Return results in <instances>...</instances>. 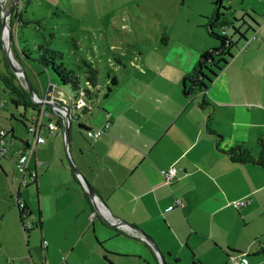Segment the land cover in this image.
Segmentation results:
<instances>
[{
  "label": "crops",
  "instance_id": "1",
  "mask_svg": "<svg viewBox=\"0 0 264 264\" xmlns=\"http://www.w3.org/2000/svg\"><path fill=\"white\" fill-rule=\"evenodd\" d=\"M260 9L264 18V4ZM213 14L201 16L206 22L197 27L206 29ZM253 33L255 39L243 36L242 45L231 41L223 62L204 71L203 88L187 94L198 57L219 46L209 35L187 54L131 58L110 79L94 116L81 109L92 121H72L81 134L70 131L71 123L66 145L62 127L51 135L43 131L45 142L35 146L28 163L37 178L27 187L19 186L15 154L6 142L0 155V264H46L52 253L69 264L77 251L109 262L104 253L158 264L141 234L106 226L102 217L142 230L167 264H228L229 255L239 254L240 264H264V222L257 225L264 221V177L260 166L233 162L227 154L241 145L255 158L264 139V26ZM51 119L59 120L55 114ZM104 122L108 128L94 141L78 127ZM208 124L219 137L208 132ZM71 164L96 194L98 212ZM171 167L177 174L166 183L161 171ZM13 191L33 224L25 235ZM242 199L249 204L234 212L230 203Z\"/></svg>",
  "mask_w": 264,
  "mask_h": 264
},
{
  "label": "rangeland",
  "instance_id": "2",
  "mask_svg": "<svg viewBox=\"0 0 264 264\" xmlns=\"http://www.w3.org/2000/svg\"><path fill=\"white\" fill-rule=\"evenodd\" d=\"M215 0H20L17 9L24 20L32 23L12 30L13 42L20 48L28 44L32 50L35 45L46 42L48 48L62 54L63 67L70 70L78 79V84L83 85L85 78V64L97 70L98 87L88 98H84L91 107L94 116L101 106L102 94L106 92V86L112 87L110 79L117 75L116 71L122 70V66L138 54L144 56L156 53L176 56V54L189 53L193 46H197L208 36L206 29L197 27L202 25L204 18L214 11ZM11 0L3 1L5 7ZM221 2V0H220ZM220 14L227 13L222 8L230 6L233 17L236 20L242 18L258 33L259 27L264 26V18L260 12V5L264 3L258 0H222ZM240 17H242L240 19ZM251 17V18H250ZM226 24L223 33L232 38L233 43L242 45L240 36L252 35L249 27H242L239 33H234L230 21L232 15H225ZM9 21V20H8ZM236 27L238 24L235 23ZM10 28V27H9ZM213 32L222 35L220 28H213ZM244 34V35H243ZM210 41L219 45L213 37ZM237 46H233L234 52ZM37 54H31L36 57ZM199 58V57H198ZM15 60V59H14ZM16 61V60H15ZM26 77L31 82L34 92L43 96L49 84L54 87L55 97L65 98L69 105V96L73 92L69 84H63L60 78L50 68L43 67L38 61L29 58L20 59ZM8 64L2 45L0 46V77L7 75ZM71 76V75H70ZM21 83V78L18 79ZM39 87L43 91L39 93ZM8 92V91H7ZM13 95L2 89L0 81V128L7 131L14 126L15 135L21 139L28 138L20 121L21 114L29 119L35 111L20 104L13 105ZM16 98V97H15ZM79 119L87 123L92 121L89 111L81 109L73 110ZM11 115L14 118H11ZM71 132L77 129L72 123ZM264 177V168H257ZM264 199V190L259 194ZM245 200V199H242ZM240 201V200H237ZM236 202V201H233ZM232 203V202H231ZM230 208L237 212L239 209ZM264 220V217H263ZM264 221L257 220V225ZM264 225V224H262ZM92 229L89 230L91 235ZM107 252V251H106ZM110 259L92 252H82L72 255L69 264H135V258L130 256L117 257L104 253ZM123 255V254H120ZM64 255L52 253L47 256L46 264H60Z\"/></svg>",
  "mask_w": 264,
  "mask_h": 264
},
{
  "label": "trees",
  "instance_id": "3",
  "mask_svg": "<svg viewBox=\"0 0 264 264\" xmlns=\"http://www.w3.org/2000/svg\"><path fill=\"white\" fill-rule=\"evenodd\" d=\"M19 0L13 7V11L11 12L9 16V27L11 31V36H12V30L15 29L17 31L19 28L26 26L30 23H32L30 20H24L22 18L21 12L17 9ZM220 0H215L213 5H214V14L213 16L209 19V22L206 26L208 35L210 37H213L215 40L219 42L218 48L212 49L210 51L202 53L200 56L199 61L197 62L196 66L193 69V72L190 76L189 82H190V88L189 90L185 91L183 90L184 94L189 93L190 89L194 90V88H201L203 86L205 77L203 79H199L198 76L201 73V71H206L209 70V68L212 70L211 67H218V64L220 62H223V58L221 56H224L227 49L229 47H225V38L222 35L215 34L213 32V28L218 27L221 28L227 24V22L224 20V18H220V16L225 17V13L220 14ZM225 11H227V8H222ZM1 19V17H0ZM211 29V30H209ZM253 31V29H252ZM0 32H1V27H0ZM243 38V37H242ZM0 46H1V40H0ZM220 48H222V52L213 54V52H217ZM225 50V51H224ZM223 51L225 53H223ZM11 52L13 58L16 60V62L19 63L21 66V61L20 59H25L29 58L34 61H38L40 64L43 65L45 68H50L57 76L60 78L63 84H69L70 88L73 92L72 96H69V106H68V111L70 118L69 120L72 122L75 119H79V117L73 113V110L75 109V100L80 96V92L82 93L83 98H88L89 96L92 95V92L97 89L98 87V75H97V70L94 69L93 67L90 66V64H85V78L83 81V85L78 84V79L74 75V73L70 70H67L65 67H63V64L61 62L56 63V60H61L62 59V54L58 51H54L48 48V44L46 42H41L35 45V49L32 50V48L29 47L28 44H25L24 47L20 48L19 46L13 42L12 38V43H11ZM36 53L37 56L32 58L31 54ZM213 61L209 63V60L212 59ZM207 67V69H206ZM71 75V76H70ZM28 79V78H27ZM0 81L2 83V89L9 94L13 95L11 98V103L17 107V105L22 104L25 108L27 106H30L35 112L38 111L39 107L37 104L33 103L28 95V92L23 88L22 83L16 78L14 73L8 68L7 75L1 76ZM29 81V80H28ZM31 88L34 91V88L29 81ZM54 89V87L50 84L49 87H47V90ZM93 90V91H92ZM8 91V92H7ZM16 97V98H15ZM85 100V99H84ZM88 108L90 111V106L88 107V103L85 101V105L82 109ZM48 108H46L47 110ZM49 110V109H48ZM23 119L20 121L21 125L23 126L25 132L27 129V125L29 124L30 120L26 119L23 114H21ZM11 118L13 119L14 116L11 115ZM209 123V119H208ZM57 127L62 126V122L58 120L56 122ZM78 127L84 131H87L88 128L85 126L78 124ZM207 130L211 134H215L217 137H219L209 126H207ZM9 134L12 137H15L14 131L11 130L9 131ZM259 148L260 152L257 157H253L250 154V151L245 148L244 146L238 145L234 148H231L227 151L228 156L233 162L236 163H252L256 164L258 166H261L264 168V139H259Z\"/></svg>",
  "mask_w": 264,
  "mask_h": 264
},
{
  "label": "built area",
  "instance_id": "4",
  "mask_svg": "<svg viewBox=\"0 0 264 264\" xmlns=\"http://www.w3.org/2000/svg\"><path fill=\"white\" fill-rule=\"evenodd\" d=\"M260 1V0H258ZM223 34V33H222ZM224 35V34H223ZM243 36H240L242 38ZM244 39V38H242ZM251 39H255V33L251 35ZM231 46V42L229 46ZM225 51V50H224ZM223 51V53H225ZM50 84L48 85V87ZM51 90L46 89V94L42 97L36 98L37 105L39 107L36 114L31 118L29 124L27 125L26 134L28 135L29 141H18L15 137H12L9 134V131L0 130V155L5 151V143L8 142L9 145L13 148V152L15 154V169L19 174V186L27 187L35 182L37 178V174L34 171L28 170V163L31 156L34 154L35 146L37 144H43L45 142V137L42 135L45 130L47 135H51L54 130L57 128L56 123L51 119L52 115L55 114L58 116L59 120L63 123L65 111L58 107H51L46 110L44 102L54 103L60 107L68 108L67 100L61 97H55L51 94ZM70 104V102H69ZM85 105V100L80 92V96L75 100V109H82ZM68 110V109H67ZM69 112V111H68ZM62 127V126H61ZM108 128V123L104 122L101 127H96L93 129H88L87 131H83V135L86 139H90L92 141L98 139V137ZM18 144V146H16ZM38 166L44 165V161H37ZM177 170L174 167H171L169 170L161 171V175L164 178L166 183H169L176 176ZM13 189V187H12ZM14 193V201L17 205V208L20 210V219H22L21 227L23 234L29 231L32 228V222L28 219L26 215L27 207L25 202L20 199L16 192ZM249 204V200H240L236 202H232L231 205L235 209H239L244 205ZM178 205H181L178 201ZM172 206L169 207L171 209ZM114 223V222H112ZM47 242L46 240L41 241V249H46ZM239 255H229L228 256V264H240L239 263ZM60 263H65V258L62 257ZM2 264H14L12 261H5ZM32 264V263H30Z\"/></svg>",
  "mask_w": 264,
  "mask_h": 264
},
{
  "label": "water",
  "instance_id": "5",
  "mask_svg": "<svg viewBox=\"0 0 264 264\" xmlns=\"http://www.w3.org/2000/svg\"><path fill=\"white\" fill-rule=\"evenodd\" d=\"M17 1L18 0H11V2L8 4V6L5 7L3 4V0H0V17H1V19H0V27H1L0 40H1V45H2L3 51H4L6 59H7V64H8L9 69L14 73V75L16 76L17 79L21 78L23 88H25V90L28 92V95H29L31 101L33 103L37 104L36 98H39V97L31 88L30 83L26 77V74L24 72L23 67L20 66L19 63L14 60V58L12 56V52H11L12 36H11V31L9 28V21L8 20H9V16H10L11 12L13 11V7L17 3ZM237 22H239V20H236V19H232V22H230L231 26H232V30L234 31V33H239V29H241L242 27H250V24H248L246 20L241 19L240 25L238 26V28H235L233 24L237 23ZM225 28H226V25L220 28L222 33L224 32L223 30H225ZM209 30H211V29H209ZM223 34L224 35H222V36L225 38V47H228L229 43L231 42V39L226 36V33H223ZM220 52H222V48H220L217 52H213V54H217ZM199 59H200V57H199ZM212 61H213V57H212V59L209 60V63ZM206 69H207V67H206ZM204 77H205V74L203 71H201L198 78L203 79ZM202 88H203V86H202ZM44 105L47 108H51V107L55 106V107H58V108L62 109L63 111H65L64 120L62 123V130H63L64 142L67 145L69 126L72 123L69 120L70 115H69L68 110L65 107H60L54 103L44 102ZM71 169L74 172V174H76L78 176V178H81V181H82V184L86 190L87 196L90 199L91 203L94 205L95 211L98 212V209H97L96 204H95L97 197H96V194L94 193L93 189L90 187V185L87 183V181L85 179H83V176L80 174L79 170L73 164H71ZM14 203H15V201H14ZM16 207H17V205H16ZM115 220L116 221L114 223H112L111 221L107 220L106 217H102V221L106 226H113L115 228H122V229L127 228L130 231L138 232L139 234H141L142 237H138V238L144 240L148 244V246L150 247L152 252L158 257V264H167L164 261L162 255L160 254L159 249L157 248V246L152 241V239L149 236L145 235L142 230L130 225L129 223H127L121 219L115 218Z\"/></svg>",
  "mask_w": 264,
  "mask_h": 264
},
{
  "label": "flooded vegetation",
  "instance_id": "6",
  "mask_svg": "<svg viewBox=\"0 0 264 264\" xmlns=\"http://www.w3.org/2000/svg\"><path fill=\"white\" fill-rule=\"evenodd\" d=\"M224 20H225V17H224ZM226 22H227V21H226ZM230 22H231V21H230ZM227 23H228V22H227ZM237 24H238V26H239V25H240V21L237 22ZM233 25H234L235 28H238V27L235 26V25H236L235 23H234ZM231 39H232V38H231ZM231 41H232V40H231ZM231 43H232V42H231Z\"/></svg>",
  "mask_w": 264,
  "mask_h": 264
},
{
  "label": "bare ground",
  "instance_id": "7",
  "mask_svg": "<svg viewBox=\"0 0 264 264\" xmlns=\"http://www.w3.org/2000/svg\"><path fill=\"white\" fill-rule=\"evenodd\" d=\"M3 1H5V0H3Z\"/></svg>",
  "mask_w": 264,
  "mask_h": 264
}]
</instances>
